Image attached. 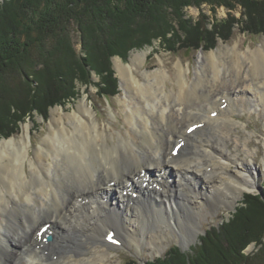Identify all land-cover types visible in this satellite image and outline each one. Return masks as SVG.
<instances>
[{"label": "bare ground", "instance_id": "1", "mask_svg": "<svg viewBox=\"0 0 264 264\" xmlns=\"http://www.w3.org/2000/svg\"><path fill=\"white\" fill-rule=\"evenodd\" d=\"M145 57L136 52L127 63L115 62L126 90L127 137L108 144L82 99L67 115L54 110L58 116L31 153L27 124L20 140H0V264H111L106 246L157 244L161 227H179L187 245L209 200L208 206L218 198L233 205L256 189L264 169H257L247 142L234 145L243 156L229 152L225 135L238 124L235 111L264 110V48L238 55L236 69L214 51L202 55L191 81L179 63L173 90H166L168 73L160 68L134 74ZM217 79L222 88L214 91ZM111 230L115 245L105 241Z\"/></svg>", "mask_w": 264, "mask_h": 264}, {"label": "trees", "instance_id": "2", "mask_svg": "<svg viewBox=\"0 0 264 264\" xmlns=\"http://www.w3.org/2000/svg\"><path fill=\"white\" fill-rule=\"evenodd\" d=\"M199 1L202 0H2L0 38L5 39H0V137L12 135L19 121L31 112L45 115L49 106L73 97L74 81L89 85L91 71L99 75L100 84H105L99 89L103 96L117 93L116 84H112L115 90L108 88L103 74L112 73L108 58L124 56L129 49L150 44L154 38H160L174 51L173 43L165 39L175 31L172 19H177L184 32L182 48L213 46L207 30L196 24L186 26L179 18L183 9ZM236 1L245 17L240 20V30L264 34V0ZM220 3L231 6L226 0ZM235 21V17L226 19V33L218 32V36L227 39ZM73 28L78 33L80 53L86 59L76 56L70 45ZM38 66L41 71L29 80ZM262 187L263 195L244 194L241 205L228 220L218 227H207L191 252L173 245L163 256L146 264H264V181ZM252 242L260 245L257 251L254 255L244 253ZM124 264L139 263L130 259Z\"/></svg>", "mask_w": 264, "mask_h": 264}, {"label": "rangeland", "instance_id": "3", "mask_svg": "<svg viewBox=\"0 0 264 264\" xmlns=\"http://www.w3.org/2000/svg\"><path fill=\"white\" fill-rule=\"evenodd\" d=\"M2 0H0L1 2ZM223 1V0H222ZM230 3L231 6H225L221 4V0H202L199 3L192 4L180 13L179 18L185 21L186 26L194 27L198 25L203 27L204 30H207L208 33L213 38V46L209 48H200V49H187L182 48L181 43L184 39V32L178 27L177 19L171 20L175 31L168 33L166 38L169 42L173 43L174 51H170L166 46L165 42L160 38H154L150 41V44H145L141 47H133L129 49L124 56L113 55L108 58V67L112 70L111 75L106 73L104 77L107 80L108 88L112 90H117V93L109 94L107 97L102 95L100 88H104L105 84H100V77L94 71L90 72V84L82 85L74 81V91L75 95L70 99H65L66 101L63 104H57L49 106L47 108L45 115H39L35 111L31 112L30 115L25 117L23 121H19L18 129L10 136L4 138L0 137V140H7L14 138L16 141L20 140L22 137V132H24V126L27 124L31 143L29 146L30 153L33 148L39 146L42 139L47 135L48 127L50 126V121L53 116H58V113L54 111L55 109L59 110V113L67 115L73 112V109L76 108L77 103L82 99H86L88 105L92 106L94 112V118L98 122L100 128L105 129V132L108 136V144H113L117 139L122 137H127L128 124L126 123L125 118V106L124 99L126 96V90L121 86L120 76L117 73L115 68V62L118 60L121 63H127L130 60V57L133 53L144 52L146 57L145 61L134 70V74L142 78V73L146 71H155L156 69H161L167 71L168 77L165 79V88L166 90L178 89L176 83V67L179 63L184 67V75L189 81H191L196 70L199 69V63L202 60V55L209 56L211 52L220 55L222 60L225 61V67L232 69L233 59L236 60L240 54H250L251 51L256 50L259 47L264 48V34H249L242 32L240 30V20L245 19L242 14L243 8L240 7L236 0H226ZM231 17H235L236 21L232 24L229 29V37L227 39L218 36V32H221L222 35H225V20ZM170 22V19L168 20ZM7 31V29H6ZM5 31V32H6ZM11 36V34L9 33ZM71 41L70 45L74 49V54L85 58L86 56L83 53H80V44L77 31L73 28L70 31ZM46 39V37H42ZM2 41L5 38H0ZM9 39V38H7ZM0 40V41H1ZM69 41V35H68ZM220 51H219V50ZM228 49H234V54L228 52V54H223L227 52ZM220 53V54H219ZM80 54V55H79ZM232 54V55H231ZM248 61V59H246ZM232 64V65H231ZM106 66V65H105ZM231 66V67H230ZM39 66L33 70L32 76H28L29 80L34 77L36 72H39ZM233 68V69H234ZM43 69V68H42ZM207 73L211 75L210 69L207 67ZM67 71V72H66ZM65 73H68V70H65ZM230 73V71H229ZM228 73V74H229ZM59 74V73H58ZM227 75V73H226ZM230 77L235 78L234 75H228L227 79ZM62 78V77H58ZM114 81L112 82V80ZM256 83L259 79L254 80ZM116 84V88H112V84ZM212 89L215 91L221 90L222 83L220 79H217ZM33 86V84L31 85ZM225 88L229 89V85H225ZM213 91V92H214ZM112 92V91H111ZM219 97V96H218ZM235 102V101H233ZM63 110V111H62ZM234 119L238 124L231 128L225 135V141L228 147L229 152L235 153L236 150L240 156L242 152L238 150V147H242V143L247 142L250 150L252 151L251 157L254 160V163L257 165V169H264V110L258 108L256 111L252 109H239L235 111ZM182 122V121H181ZM180 122V123H181ZM180 123L178 125H180ZM187 121L183 122V127L187 125ZM184 129V128H183ZM212 141L216 142V137H210ZM238 140V143H237ZM215 145V143H213ZM234 145H237V149L234 148ZM172 177V176H171ZM169 181L171 179L169 178ZM264 177L257 182V187L255 190L245 191L242 196L236 199L233 205H229L228 200L219 201V198L216 199L218 202L212 206H208L210 200L204 208V213L201 216H198L195 221L193 220V226L195 225V234L194 238L187 240V245L182 244V236L179 234L180 228H173L172 230H167L168 228L161 227L162 235H159L160 242L157 244H149L145 241H141L138 245L129 244L128 242H120L115 246L107 247L108 261L111 264H124L126 261L133 259L139 264H146L148 261L161 257L165 254L166 250L173 245L178 246L183 252H191V250L199 244V237L204 234V231L207 227L214 225L218 227L219 224L228 220L232 213L235 211L236 207L241 205L244 194H253L258 193V186L260 188L261 195H263L262 182ZM172 187L174 186V181L168 183ZM204 192H201L199 197L203 198ZM241 202V203H240ZM201 207L197 209V212L201 211ZM160 233V230L157 229ZM187 233V232H186ZM260 245H256L254 242L248 244L244 248V253L254 255Z\"/></svg>", "mask_w": 264, "mask_h": 264}, {"label": "water", "instance_id": "4", "mask_svg": "<svg viewBox=\"0 0 264 264\" xmlns=\"http://www.w3.org/2000/svg\"><path fill=\"white\" fill-rule=\"evenodd\" d=\"M257 190H258V191H257L258 193H261L259 186H258V189H257Z\"/></svg>", "mask_w": 264, "mask_h": 264}]
</instances>
